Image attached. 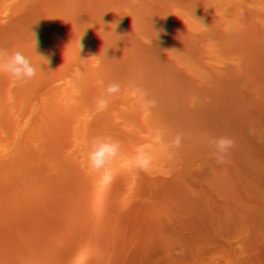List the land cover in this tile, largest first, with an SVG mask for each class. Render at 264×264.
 <instances>
[{"label":"trees","instance_id":"trees-1","mask_svg":"<svg viewBox=\"0 0 264 264\" xmlns=\"http://www.w3.org/2000/svg\"><path fill=\"white\" fill-rule=\"evenodd\" d=\"M177 1L128 0L122 18L107 3L88 16V0H0V49L21 51L36 68L25 84L0 74V150L14 149L10 161L0 159V264H264V102L246 110L241 103L264 67V0L240 29L193 49L186 35L203 19L173 9ZM60 21L91 33L87 57L72 55ZM220 73L248 78L225 81ZM109 82L121 90L97 111ZM193 89L196 113L182 95ZM240 118L253 126L252 139L244 147V135L233 137L230 163L217 165L204 139L213 135L200 126L232 128ZM83 133L85 151L73 139ZM101 133L121 145L113 166L133 182L127 195L111 189L113 177L99 186L85 167L87 143ZM177 134L181 146L170 147ZM138 146L152 158L147 172L133 167ZM172 183L192 191L185 200L202 214L188 238L166 232L176 209L160 190ZM132 211L152 228L134 226ZM174 219L186 225L194 217Z\"/></svg>","mask_w":264,"mask_h":264},{"label":"clouds","instance_id":"clouds-1","mask_svg":"<svg viewBox=\"0 0 264 264\" xmlns=\"http://www.w3.org/2000/svg\"><path fill=\"white\" fill-rule=\"evenodd\" d=\"M260 1L261 0H178L173 9L179 10L182 14L192 19H203L200 23L191 26L186 35V43L193 49L201 43L203 38L221 40V37H223L224 34L240 29L246 22L245 20L248 12L251 9L258 7ZM126 11L127 8L120 11L122 18L126 14ZM261 14L264 17V10ZM94 23L96 24L95 20ZM222 32V36L219 37L218 34H221ZM35 34L38 35L39 33L36 32ZM263 35L264 26L261 27L258 32L261 45L264 47ZM90 36L91 33L85 29L76 31V37L72 38L70 43V51L72 55L87 57L92 52L94 44L92 43V38ZM149 38L152 46L158 39V33H150ZM98 50L99 52L102 51L100 48ZM192 61L194 65L201 68V64L196 63L193 56ZM0 74L7 76L8 79L13 82L25 84L36 76V68L21 51L17 50L9 53L6 50L0 49ZM261 76H264V67L260 68L255 73V76H251V78L256 83ZM102 87L103 90L100 96H98L95 100L97 111H106L109 107V98L116 96L121 90V85L115 82H109ZM5 96L6 93L0 92V107L5 100ZM150 105L154 106L155 101H151ZM147 106L149 105H145V107ZM2 131L6 132L4 129ZM86 137L87 135L84 133L83 137L79 139L75 136L73 138L75 140L74 147H79L85 151V144L83 141ZM204 139L208 146L213 149L211 158L215 160L217 165L223 166L230 163L229 158L236 144V141L233 138L223 135L218 137L205 136ZM181 143L182 138L179 134H177L172 139L170 147L179 148ZM49 145L50 142H48V140L42 142L36 148L34 154L37 155L44 152L49 148ZM120 152V143L112 140V138L105 136L92 137L87 143L85 167L89 174L98 178L99 186H107L113 177L114 179L111 184V189L122 195L125 193V195H127V192H129L133 182L125 180L124 172L120 173V168L113 166L115 161L118 159ZM13 156L14 149L0 150L1 162L10 161ZM151 166L152 158L150 154L144 146H138L135 150V156L133 158L134 169L138 172H147L150 170ZM116 181H118L119 184L116 183ZM149 185V182H145L144 185L141 184L136 189L135 193L145 190ZM181 203H183V206L176 207V212L172 216L174 221H171L170 219V225L166 227V232L188 238L195 227L196 218H201L202 214L201 212L196 211L192 205V201L181 199ZM103 208L104 207H102L97 214L100 213ZM174 216L184 218V220L186 218L194 217V220L188 224L186 223L185 225V223H180L175 220ZM131 222L134 226L152 228L140 220L134 211L131 212ZM71 224V221L66 219V226L69 227ZM171 224L173 226H171ZM58 237L59 236L56 235L52 239Z\"/></svg>","mask_w":264,"mask_h":264},{"label":"rangeland","instance_id":"rangeland-1","mask_svg":"<svg viewBox=\"0 0 264 264\" xmlns=\"http://www.w3.org/2000/svg\"><path fill=\"white\" fill-rule=\"evenodd\" d=\"M218 76L223 78L225 81L233 80L234 82H237V83H242L240 79L241 77H246V79L248 78V76H245L243 74L220 73ZM254 85H255V89H254L253 94L247 96L245 93L241 96V99H242L241 103L244 106V110H246L250 102L253 104L255 101H258V100H261L264 102V76H261L259 80L256 83H254ZM195 90L196 89H193L186 94H182L185 99V103L188 106V111H194V113H196V107L198 106V102L196 101V98H198L199 96V93ZM262 105H264V103ZM246 112L248 115H250L248 110ZM250 118L252 119L251 116ZM242 120L243 118H240L238 121L235 120L234 124L236 127H232V128H226L222 125H221V128H219V126L215 125L214 123L204 122L206 124L201 125L200 130L202 133L213 135V137L227 135L233 138V137H239V136L244 135L245 138L241 141V145L245 147L247 145L246 141L252 139L253 126L252 125L244 126V124L241 123ZM239 125H242V126H239ZM99 135L101 136L102 133ZM179 185H180L179 183L162 184L163 188L160 190V192H162L165 195H168L171 198V200H173L175 209L176 207L183 206V203H181V199H185V197L191 194L192 192L189 189L184 192L181 191L180 189H178ZM38 258L40 257L38 256Z\"/></svg>","mask_w":264,"mask_h":264},{"label":"bare ground","instance_id":"bare-ground-1","mask_svg":"<svg viewBox=\"0 0 264 264\" xmlns=\"http://www.w3.org/2000/svg\"><path fill=\"white\" fill-rule=\"evenodd\" d=\"M90 2H92L94 4V6L91 9H83V5L82 4V10L85 14H87L88 16H92L95 17L96 16V11L98 10V6L99 4H112L113 5V9H114V13L115 15L119 14L120 11H122L124 8H127V1L128 0H88ZM142 1V0H140ZM91 19V18H89ZM97 26H100L101 23L99 22V20L95 21ZM61 27H62V36L64 38H66L70 43H71V39L76 37V31H74V29L71 30V28L73 27L72 25H70L71 23H64L63 21L60 22ZM33 27H37V21L32 23ZM54 37V36H52ZM99 49V48H98Z\"/></svg>","mask_w":264,"mask_h":264}]
</instances>
